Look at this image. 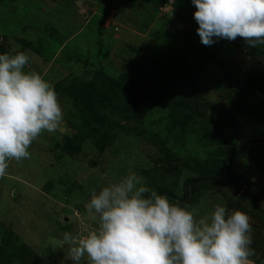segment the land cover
Returning a JSON list of instances; mask_svg holds the SVG:
<instances>
[{"label": "rangeland", "instance_id": "rangeland-1", "mask_svg": "<svg viewBox=\"0 0 264 264\" xmlns=\"http://www.w3.org/2000/svg\"><path fill=\"white\" fill-rule=\"evenodd\" d=\"M195 11L191 0H0V54L25 52L63 112L0 177V264H73L63 233L96 230L91 191L132 172L197 219L216 204L246 213L250 264H264V45L205 46ZM221 166L228 186L206 180Z\"/></svg>", "mask_w": 264, "mask_h": 264}, {"label": "clouds", "instance_id": "clouds-1", "mask_svg": "<svg viewBox=\"0 0 264 264\" xmlns=\"http://www.w3.org/2000/svg\"><path fill=\"white\" fill-rule=\"evenodd\" d=\"M200 41L242 38L264 45V0H191ZM23 51L0 54V177L9 160L30 156L32 142L54 132L63 112L53 86L35 71H25ZM97 222L86 235L64 232L62 247L73 264H250L252 227L241 210L216 204L197 219L186 206L147 187L132 172L118 182L93 189L86 204Z\"/></svg>", "mask_w": 264, "mask_h": 264}, {"label": "trees", "instance_id": "trees-1", "mask_svg": "<svg viewBox=\"0 0 264 264\" xmlns=\"http://www.w3.org/2000/svg\"><path fill=\"white\" fill-rule=\"evenodd\" d=\"M207 172H208V174L210 173L209 174V178L211 176H213V173H215L216 176L218 175L221 178V180H222L221 183L224 186H228L230 184L229 177H228V174L226 173V168L225 167L221 166V169H219V170H210V171H207ZM206 180H208V181L210 180V182H213L211 180V178L210 179H206ZM203 182H205V181H203Z\"/></svg>", "mask_w": 264, "mask_h": 264}]
</instances>
